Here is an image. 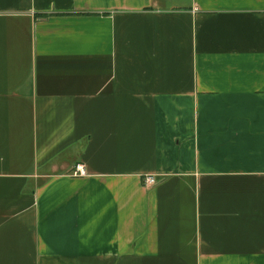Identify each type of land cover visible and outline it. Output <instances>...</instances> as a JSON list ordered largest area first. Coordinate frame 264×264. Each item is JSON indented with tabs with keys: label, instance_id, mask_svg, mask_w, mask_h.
<instances>
[{
	"label": "crops",
	"instance_id": "0c3cea01",
	"mask_svg": "<svg viewBox=\"0 0 264 264\" xmlns=\"http://www.w3.org/2000/svg\"><path fill=\"white\" fill-rule=\"evenodd\" d=\"M0 264H264V0H0Z\"/></svg>",
	"mask_w": 264,
	"mask_h": 264
},
{
	"label": "built area",
	"instance_id": "2783aa9c",
	"mask_svg": "<svg viewBox=\"0 0 264 264\" xmlns=\"http://www.w3.org/2000/svg\"><path fill=\"white\" fill-rule=\"evenodd\" d=\"M73 176L75 177H86L87 176V170L84 165L78 164L75 169L73 170ZM157 183L156 179L154 177H147L144 180V184L146 186H152Z\"/></svg>",
	"mask_w": 264,
	"mask_h": 264
}]
</instances>
